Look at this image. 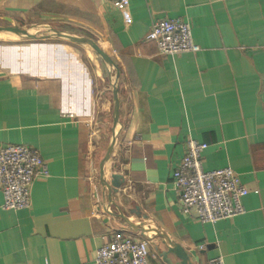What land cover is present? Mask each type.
Masks as SVG:
<instances>
[{"label":"crops","instance_id":"crops-1","mask_svg":"<svg viewBox=\"0 0 264 264\" xmlns=\"http://www.w3.org/2000/svg\"><path fill=\"white\" fill-rule=\"evenodd\" d=\"M0 15L90 34L117 66L0 44V146L35 148L48 172L28 208H3L0 191V264H91L113 237L143 238L121 215L164 233L193 264H264V0H129L125 11L115 0H0ZM162 17L189 22L200 50L160 53L146 35ZM114 81L119 122L104 179L122 183L109 198L100 163ZM190 138L207 144L204 170L239 175L242 214L202 223L182 212L172 174ZM147 241L150 261L165 264L161 237Z\"/></svg>","mask_w":264,"mask_h":264},{"label":"built area","instance_id":"built-area-1","mask_svg":"<svg viewBox=\"0 0 264 264\" xmlns=\"http://www.w3.org/2000/svg\"><path fill=\"white\" fill-rule=\"evenodd\" d=\"M129 0H115V6L125 11ZM146 38L157 44L162 54L197 52L191 25L180 18L162 17L153 22ZM73 116V113H69ZM204 142L188 139L186 152L172 174L178 190L183 213L195 209L202 223H215L242 214V198L248 193L239 175L229 166L213 170L202 167ZM38 151L25 144L0 146V191L5 209H24L30 206L31 185L38 177L47 176ZM91 264H154L150 261L149 243L144 238L117 235L104 242L96 251ZM208 264H225L221 256Z\"/></svg>","mask_w":264,"mask_h":264},{"label":"water","instance_id":"water-1","mask_svg":"<svg viewBox=\"0 0 264 264\" xmlns=\"http://www.w3.org/2000/svg\"><path fill=\"white\" fill-rule=\"evenodd\" d=\"M15 22L22 23L21 20L13 19ZM0 31H8L11 33L16 34L19 37L35 39L38 36L34 33L29 32L27 29L16 26L12 23H8L6 26H0ZM51 31L54 33L53 36L66 38L70 41L80 43V44H87L89 45L94 52L104 61L108 66L117 68L116 64L112 60V58L106 53L99 44L94 41L92 38L80 35H73L67 32H61L56 28H51ZM117 79V78H116ZM113 110H112V119H113V134L110 141V144L101 160L100 163V182L103 187H105L108 191L109 198L112 192H116V190L120 187L122 183V178L118 174H112L110 176V182H107L104 179V164L109 160L113 146L116 141V131L115 128L119 122V98H118V89L117 84L113 82ZM122 219L126 222V224L135 232L139 233V235L147 240H151L156 236L161 237V244L164 246V249L159 248L158 246L155 247L159 256L161 257L162 261L165 264H193L191 261V254L182 248L178 243L170 240L164 233L158 231L157 229L148 230L145 228V225L149 224L145 223H133L129 221L125 216L121 215ZM146 218V216H144ZM152 232V233H151Z\"/></svg>","mask_w":264,"mask_h":264},{"label":"rangeland","instance_id":"rangeland-1","mask_svg":"<svg viewBox=\"0 0 264 264\" xmlns=\"http://www.w3.org/2000/svg\"><path fill=\"white\" fill-rule=\"evenodd\" d=\"M8 23H12L16 26L27 29L29 32L36 34L38 37L35 39L19 37L16 34L0 32V44L5 45H22V46H40L44 45L48 50L51 49L54 56V60L57 62L61 61L65 56H75L78 61L84 62L86 65H89L90 60H101L100 57L94 52V50L87 44H80L73 41H70L66 38L55 37L51 28H56L61 32H67L73 35H80L92 38L96 41V38L90 34H86L80 30L69 28L66 26H60L56 24L46 23V22H36L33 20H23L22 23L15 22L11 18L0 15V26H6ZM92 50V51H91ZM49 51H42L41 55L46 57L49 55ZM95 116V115H94ZM90 126L92 133H95L96 129L99 130V120L97 117H93L90 121ZM99 133V132H98ZM97 133V134H98Z\"/></svg>","mask_w":264,"mask_h":264},{"label":"bare ground","instance_id":"bare-ground-1","mask_svg":"<svg viewBox=\"0 0 264 264\" xmlns=\"http://www.w3.org/2000/svg\"><path fill=\"white\" fill-rule=\"evenodd\" d=\"M1 32V31H0ZM3 32H6V33H11V32H8V31H3ZM13 34V33H12ZM89 46V45H88Z\"/></svg>","mask_w":264,"mask_h":264}]
</instances>
